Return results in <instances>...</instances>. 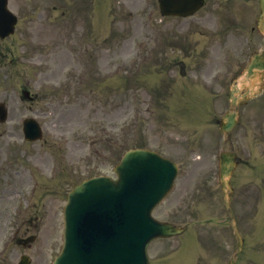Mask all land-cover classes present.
<instances>
[{
  "label": "rangeland",
  "instance_id": "374dc122",
  "mask_svg": "<svg viewBox=\"0 0 264 264\" xmlns=\"http://www.w3.org/2000/svg\"><path fill=\"white\" fill-rule=\"evenodd\" d=\"M129 1L134 6L139 1L142 3V0ZM208 1L204 14L198 16L196 21L172 23L179 31L190 32V38L201 46L203 41L199 34L201 25L196 29L190 27V23H199L202 18V24L209 23L215 26L218 20L217 10L221 15L228 16V13L217 8L219 4L225 3L224 0ZM153 2L152 10H147L148 1L143 2V6L146 7L143 11L147 16H159L157 0ZM53 3L54 0H10V6L20 16L21 22L15 36L0 41V102H6L10 112L8 122L0 125V130L18 132L21 130L20 121L24 117L29 115L39 117L44 126L45 137L49 144L54 145L48 148L50 164L52 156H56L55 152L68 143L71 144V148H66V152L60 150V156L68 154V159L76 160L94 151L95 155L100 154V157L96 156L93 167L97 172L107 174L113 173L114 164L110 162L111 153L107 149L106 139L112 138L114 159L115 153L123 145V136L130 132L128 146H134L137 137L144 139L147 147L159 150L180 164L181 173L175 190L156 210L155 215L160 219L170 220L174 215L172 213L174 208H177L179 213L174 215L176 220L180 222L186 218V221L181 223L199 225L198 229L204 233V264H228L235 250V237L223 205L216 174L217 157L222 149L224 137L215 128L207 132L205 140L207 144L204 143V107H199L203 113L200 111L194 116L184 118L178 117L170 108L156 110V105L151 102L148 94V90H154L156 77L155 80L152 77L147 80L146 91L141 89L127 92L120 86L119 73L118 78L114 76L113 79H109L107 85L94 88L93 94L86 91L75 99L71 97L72 101L65 98V92L57 88L85 72L89 63L83 60L85 56L79 57V48L72 34L75 22L72 17L63 19L62 10L52 11ZM232 3L238 8L242 1L234 0ZM131 10H134L136 15L142 11L139 8ZM221 27H224L222 22ZM134 31L137 32L136 26ZM236 33L235 37L240 32ZM255 37L257 45L262 43L263 39L258 31ZM225 42L226 46L223 45ZM237 42L236 38L230 39L227 35L219 37L212 32L204 36V46H208L209 50L213 48L217 55L221 52L225 54ZM121 53L124 51L118 50L110 55V58L101 60L103 75L113 76L121 71L120 65L125 67V71L132 70L123 61L128 55ZM89 77L90 73L87 74V78ZM24 86L41 95L53 93L57 97L52 102L54 105L50 104V101L40 99L33 105L30 113L29 104L21 100V89ZM259 106V103L255 102L242 107V124L236 133L243 165L238 173L233 211L246 240L251 237L253 223L258 213L261 214V210L264 209V192L262 193L260 188L263 182L261 183L259 179L254 181L253 178L261 170L264 173V145L259 142L260 137L264 138V120L260 117L262 120L257 121L259 117L254 116V109ZM197 107L198 105L192 104L190 112L194 114ZM207 107L209 117L217 120L228 109V104L220 101L218 104L209 103ZM195 140L198 141L194 142ZM83 145H86L85 150H82ZM52 160L55 161V157ZM248 161L259 166V170L254 172L247 164ZM206 178L207 187L204 188ZM49 205L46 244L48 255L44 251L42 256H36L35 254H40L41 251L39 248L33 250V264H52V257L60 241L63 206L61 195L50 197ZM191 210L196 211L194 217L190 214ZM259 224L261 239L264 236V220H260ZM43 243L45 245L46 242ZM167 243L170 247L175 246L171 241ZM258 248V251L253 250L251 253L255 264H261L258 255L262 251L260 247ZM239 264H252V260L243 254Z\"/></svg>",
  "mask_w": 264,
  "mask_h": 264
},
{
  "label": "water",
  "instance_id": "95a60500",
  "mask_svg": "<svg viewBox=\"0 0 264 264\" xmlns=\"http://www.w3.org/2000/svg\"><path fill=\"white\" fill-rule=\"evenodd\" d=\"M4 1H6V0H4ZM163 2H164V4L166 5V6H170V4H171V2H168V1H166V0H163ZM170 8V7H169ZM2 11H4L5 12V14H6V11H5V7H3L2 9H0V14H1V12ZM143 161H144V158H143ZM121 172L122 173H124L125 172V165L121 168ZM107 188H101V189H94V190H92V191H90V192H88L87 191V197L85 198V200H92V199H95L97 196H99V195H101L103 192H104V190H106ZM81 196H83V194H81ZM103 205L105 206L106 204H103V203H101L100 204V206H99V209H103L104 207H103ZM78 206H80V204L78 205ZM77 206V207H78ZM77 207H75L74 209H72V216H73V218L77 215V213H78V210H77ZM144 220H145V216L143 217V218H141V220L140 221H138V222H136V223H134L133 225H132V228L133 229H139L141 226H142V224H143V222H144ZM70 222H72V220L70 221ZM166 229H169L170 230V228L168 227H163V228H158L157 230H159V231H164V230H166ZM115 244V243H114ZM116 245V244H115ZM115 247V246H114ZM69 248V246L67 247V249ZM69 253V251L67 250L66 251V253H65V255L61 258V260H60V264H64V262H65V259H66V255ZM76 255H77V258L78 257H80V255H79V253H75ZM76 258V259H77ZM67 264H71V263H67ZM82 264H84V263H82Z\"/></svg>",
  "mask_w": 264,
  "mask_h": 264
}]
</instances>
